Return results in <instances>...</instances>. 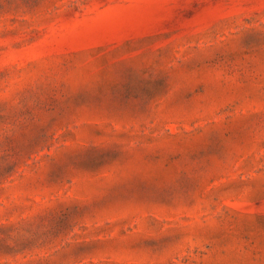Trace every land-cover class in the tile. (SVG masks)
<instances>
[{"label":"rangeland","instance_id":"1","mask_svg":"<svg viewBox=\"0 0 264 264\" xmlns=\"http://www.w3.org/2000/svg\"><path fill=\"white\" fill-rule=\"evenodd\" d=\"M0 264H264V0H0Z\"/></svg>","mask_w":264,"mask_h":264}]
</instances>
